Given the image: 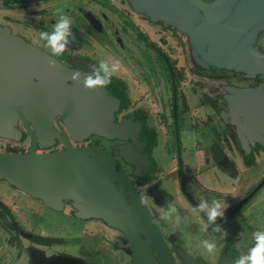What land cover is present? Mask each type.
Segmentation results:
<instances>
[{"label":"flooded vegetation","instance_id":"flooded-vegetation-1","mask_svg":"<svg viewBox=\"0 0 264 264\" xmlns=\"http://www.w3.org/2000/svg\"><path fill=\"white\" fill-rule=\"evenodd\" d=\"M93 1H95V3H93ZM108 1L109 0H107V2L104 0H75L74 3L67 4V2L59 0H0V5H5L0 7V11H3V15H5L1 17L5 18V20L0 19V29L7 27L10 31L11 38L13 37L23 40L27 44L37 47L45 56L54 60L56 66L55 69L50 71L36 70L37 72L60 78L68 86H72L74 85V81L70 80L67 76L62 75L63 71L70 72L71 75L74 72H79L83 77L92 70L93 65H97L101 60H106L109 63L119 62V70L112 76L111 83L108 87L104 88L106 92L119 103L118 110L113 113L112 122L116 125H119L123 120L134 123V125L131 126L132 129L126 130L127 135L118 138L104 137L91 131L87 133L86 136L81 137V139L73 140L65 131L64 121L61 120L62 113H56L49 117V128L51 129V132L43 134L42 138L39 137L37 129L27 120L29 128L35 133V152L38 154H44L63 151L64 141L60 138L62 135H65L68 138L69 143H71L73 147L101 149L104 153L113 157L114 161L121 167L132 182L135 192L141 197L149 213L153 216L154 221L173 256L175 264H187L188 259L193 262H202L204 264H235V261L239 257L249 254L251 249L254 248L256 245L255 238L252 237L247 243V246L242 248L243 253L228 251L226 252V256H221L216 252L210 261H206L200 256L195 257L185 251L182 239H186L188 235L184 236L182 234L183 232H180V234L175 233L173 229L174 227L168 225L167 221L162 220L161 216L163 215L162 211L165 210L169 203L168 197L171 200L173 198L176 200L178 199L186 204L183 201L185 200L194 209L193 215L191 214L192 217H194L195 213L199 217V219L196 220L194 217L193 220V222H195L193 225L195 230L196 225H199L201 222L200 219L207 223V225H205L206 227H209L212 230L214 229L215 225H210L208 223V219L205 218L207 216L204 213L202 215L201 212L196 210V205L203 201H207L208 204L211 205L213 200L219 202L222 200L223 196L217 194L218 192H222L218 191V188L216 187L219 186L218 183L220 177H218L219 175H217L216 172L212 171V166H218L220 171H217V173L220 172L225 175L226 178H224L222 182H224L228 188L230 183L232 184V179L230 176L227 177L225 173H227V170L232 167L230 164L233 163V156L237 157L235 161L241 163L243 167L245 164L247 168H250L251 166L256 165H249L253 162V159L256 158V156L259 159H262L261 152L264 150V136H262V134L253 135L246 133V135H243V131L239 132L237 125L232 122L231 115L228 113L229 108L226 97L230 94L232 95V90L237 89L264 90V77L262 75H256L254 78H248L241 72L217 69L214 67L205 68L197 62L196 57L193 55L188 44L189 55L188 53L187 55L195 68H192L193 70L190 69L192 72L197 71L199 74L227 71L235 75V78L230 80L228 78V80H226L228 82L225 81V84L220 87L222 93L220 92L219 94H216V98L209 105L201 103L200 98L196 95V91L194 88H190L189 85L185 88V94L181 96L180 81L182 72H179V68H177L174 63V58L164 49V46L158 48V43H152V40L154 41L155 38H153V36H151L152 39L149 37V30L147 29L152 30L153 33L155 28H161L164 31L176 30L172 26H166L159 21H152L144 14L135 12L140 18L137 19L136 16H134V19L126 23L128 24L129 31H134L136 33V38H138L135 45L133 44V50L130 48L131 51H129L125 46V39L117 30V23H119L122 17L121 9H125L124 3L128 2L127 0H117V5L120 7V11L117 13L110 9ZM204 1L209 2L210 0ZM14 5H17L15 10H10ZM30 9H38L40 18L34 20L25 19L24 15ZM131 11L134 13L132 8ZM10 12H14L12 16L16 15V18L13 20L8 17L11 15L9 14ZM18 12H22L21 18L24 17L23 19L18 17ZM50 13L52 15L47 16V14ZM61 14L69 16L72 20V32L75 36V41L69 44L67 50L62 55L53 57L51 56V49L46 46V42L39 40V33L41 31L51 33L53 31V26L59 18L58 16ZM141 15L145 18L142 19ZM139 19H141L142 22H139ZM33 21L37 22V24L33 23ZM140 27L145 28V34ZM178 33L184 36L180 32ZM263 34L264 31L258 32L257 42L254 45L259 46V40ZM184 37L187 41V37ZM42 43H45V46H43ZM137 44H143L142 47L148 51L137 49ZM81 46H84L87 49L83 50ZM148 47L152 48L153 51ZM259 51H261V49H259ZM136 52L139 54V61H142L141 58L145 60L150 58V53L154 54L158 59V61H155L154 65L151 64V66H156V68H152L150 71L151 73H154L153 84L142 82L141 74L144 72L138 65V61L134 62L133 68L130 69L133 75H130L129 71H121L130 68L128 58H133L132 54ZM110 56L113 60H110ZM157 77L162 80V90L160 85L155 86ZM200 78L202 77L195 79L199 85L204 83ZM219 80L220 78H215L212 80V83H216V81L218 82ZM129 81L133 84L132 86L129 84ZM205 84L211 86L209 82H205ZM215 88L216 90L218 89L217 87ZM154 89H156L154 97H151L150 94H146L147 91L152 92ZM163 90L164 92H162ZM157 94L161 95L160 98L157 97ZM7 100L17 101L18 106L20 105L19 98H8ZM183 106H194V111H196V113L198 112L195 117H200V121H197L199 124L198 126L194 125L191 128L193 122L190 124L189 120L188 122L186 121L185 113L183 114ZM153 108L158 109L156 110L157 113L162 111L161 118L164 120V123H161L162 125H159L158 120L151 116ZM205 111H209L208 113H210L208 116L210 117L211 122L207 123V125H205V117L202 115ZM216 123L226 127L225 132L222 135L220 134L221 131H218ZM184 125L185 129L183 128ZM15 126L18 130L17 139L2 138L0 136V140H6L7 144L10 146L4 151H0V155L29 153L31 146L29 132L21 126L18 120H16ZM169 127L172 129H169ZM180 131L182 133L185 132L188 136L189 134L193 136L194 143L190 148L183 149V137ZM171 133L174 134L173 138L175 146L173 143L171 144ZM194 135H197V137ZM222 138L223 140L217 142L216 139ZM223 142H225L227 146L226 144H223ZM221 144L225 146L224 150ZM12 145H16L17 147L12 148L14 147ZM172 147H174V149H172ZM185 155L188 157V162L193 169H196L199 165L202 166L203 175L201 177L197 174V171L195 173L188 171L186 161L183 158ZM230 156L232 158H229ZM184 171L186 172V175ZM208 174H212L209 179H207ZM263 179L264 176H262L258 184L254 181L250 186L251 189L249 188L241 193L239 192V189H235L233 194L238 197V200H236L235 204L231 202L228 203L227 206L224 205V207H227L224 218H226L233 210H236L238 205L244 199L249 197L254 189L261 184ZM164 184L170 186L169 192H164L162 190L165 188L163 186ZM237 184H239V181ZM207 187H213V189L218 192H211ZM236 187L237 185L235 188ZM263 188L264 183L231 218L225 221H223L224 218L218 219L216 224L221 226L224 224H232L234 219H238L240 216L242 217L246 212V208ZM30 197L39 202L42 207L51 209L53 212L68 214L82 222L95 221L98 228L102 227V230H105L102 232L104 236L101 237V243L107 238L111 239H108L105 245L102 243L103 248L112 249L119 253L122 261L117 259L118 264H131V256L130 251L127 249V243L130 240L129 238H131V234L139 237L142 229L135 225L130 229L115 226L102 219L100 216L101 214L88 218L80 217L78 215L80 212L74 207L73 202L68 199H62L54 205L55 207H48L44 205L40 199L32 196ZM190 199L194 204L190 202ZM226 200H230V198ZM93 207H96L98 212H105L101 206L93 205ZM126 209L135 221V216L131 212L130 207L127 206ZM226 226L223 229H227L226 232H228ZM21 231L23 234L20 233L19 235L24 236V234H27L24 230ZM105 232L108 234H105ZM209 232L212 231L209 230ZM196 233L197 230L194 234ZM97 241L98 238L96 243ZM54 243L49 240H43L39 243L40 247H25L18 244V249L21 253L25 254L24 256L27 258V262L31 264V258L27 249H38L47 257L59 253L66 254L63 251H52L54 249ZM56 244L59 245L58 243ZM176 246L179 248L180 253L174 252V247ZM99 249L96 248L97 253H99ZM226 250H229V248H226ZM103 253L104 251H102V255ZM75 259L82 264H87L82 258L76 257Z\"/></svg>","mask_w":264,"mask_h":264},{"label":"water","instance_id":"water-1","mask_svg":"<svg viewBox=\"0 0 264 264\" xmlns=\"http://www.w3.org/2000/svg\"><path fill=\"white\" fill-rule=\"evenodd\" d=\"M127 2L134 12L172 26L186 36L201 66L241 72L248 78L264 77V34L259 46L254 45L258 32L264 31V0ZM50 61L54 62L37 47L11 38L7 27L0 29V136L17 139L18 120L29 132L31 145L27 154L0 155V177L48 207L68 199L80 217L101 214L102 219L115 226L130 229L135 225L142 229L139 237L131 234L127 243L131 264H175L153 216L111 155L101 149L73 147L65 135L60 137L64 141L63 151L35 152L36 137L27 120L42 138L51 132L49 117L62 113L65 131L73 140L91 131L118 138L127 135L126 130L134 125L125 120L119 125L112 122L119 103L105 89L87 90L82 84L83 77L78 82L67 71L62 75L74 81L72 86L60 78L37 72L55 69L56 66H49ZM231 93L226 97L228 113L239 132L264 136V90L237 89ZM8 98H19L20 105ZM263 183L264 179L223 221L242 208ZM190 202L194 204L191 199ZM93 205L101 206L105 212H98ZM13 226L17 234L22 233L15 223ZM27 252L31 264H82L64 253L47 257L38 249H27ZM174 252L180 253L177 246ZM187 264L204 263L188 259Z\"/></svg>","mask_w":264,"mask_h":264},{"label":"rangeland","instance_id":"rangeland-1","mask_svg":"<svg viewBox=\"0 0 264 264\" xmlns=\"http://www.w3.org/2000/svg\"><path fill=\"white\" fill-rule=\"evenodd\" d=\"M67 2V4L74 3L75 0H59ZM107 2V0H104ZM109 7L111 10L119 13V5L117 0H109ZM95 3V1H93ZM5 5H0V7ZM70 6V5H69ZM125 9H121L122 17L119 21L117 30L118 33L125 39L127 50L131 51L130 48L133 50V44L135 45L136 40V33L133 31H129L127 22L131 21L136 18H140L138 14L132 13L131 8L128 3H124ZM15 7L17 5H14L12 9L15 10ZM69 8V7H65ZM64 8V9H65ZM1 10V9H0ZM3 11H0V19L5 20V18H1L3 15ZM14 12H10L8 17L13 20L16 18L15 16H12ZM22 12H18V17L21 18ZM39 10L38 9H30L28 10L24 17L28 20H34L38 19L39 17ZM52 14H47V16H51ZM142 16V15H141ZM23 17V18H24ZM59 17V16H58ZM21 18V19H23ZM142 19L145 18L144 16L141 17ZM22 21V20H21ZM20 21V22H21ZM139 22H142L141 19H139ZM14 23V22H13ZM36 23L37 22H34ZM19 25V24H18ZM142 32H145L144 27H140ZM131 30V29H130ZM149 30L148 34L149 37L153 36L154 41L152 40V43H158V48H161L160 46H164V49L171 54V56L175 60V64L177 68H179V72H182V77L180 81L181 91L180 95L183 96L185 94L186 90L185 88L187 85H189L190 88H194L196 91V95L200 98L201 103H204L205 105H209L212 103V101L216 98V94L222 93V90L220 87L225 84V81L235 78V75H233L230 72L227 71H217L216 73H197V71H191L190 69L194 68L192 62L189 60V50H188V42L186 41L185 37L180 35L178 32L174 30H168L164 31L161 28H155L154 33L152 30ZM145 34V33H144ZM152 39V37H151ZM150 39V40H151ZM116 41V40H115ZM43 46H45V43H42ZM143 44H137V49H144ZM81 48L83 50H86L84 46ZM120 48V47H119ZM149 48V47H148ZM152 50V48H149ZM163 49V50H164ZM148 51V50H147ZM153 51V50H152ZM120 52V51H119ZM188 53V55H187ZM142 54V53H141ZM151 57L148 59H142V61H139V54L133 53V58H128L130 68H126L124 72L129 71L130 75H133L131 70L133 68L134 62L138 61V65L142 68L143 74H141V80L142 82H146L148 84L154 83V73H151L152 68H156V66H151L155 64V61H158V59L155 57L154 54L150 53ZM147 55V54H145ZM110 60H113V58L110 56ZM149 60V61H148ZM195 69V68H194ZM181 70V71H180ZM193 70V69H192ZM139 71V69H138ZM155 71V70H154ZM156 72V71H155ZM200 78L202 82L200 85L195 81L196 78ZM215 78H220V80L216 83H212V80ZM218 80V79H217ZM223 80V81H222ZM205 82H209L211 86H207L209 84H205ZM220 82V83H219ZM228 82V81H226ZM156 85H160L162 90V80L157 77V82L155 81ZM166 83V82H165ZM129 84L131 86L133 85L130 81ZM217 87L218 89L216 90ZM164 92V90L162 91ZM216 92V93H215ZM156 93V89H154L152 92H146V94H150L151 97H154ZM192 93V92H191ZM145 94V97H146ZM162 95V93H161ZM160 94H157V97L160 98ZM194 97V96H193ZM219 101V100H218ZM157 108H153V111L151 112V116L153 118H156L159 122V125L161 123H164V120L161 118L162 111L158 112ZM209 111H205L204 114H202L205 117V122L207 123L211 122L210 117L208 116L210 113ZM185 113V119L191 124L193 122V125H191V128L195 125L198 126V122L200 121V117H195L197 115L196 111H194L193 107H186L183 106V114ZM197 118V119H196ZM218 120V119H217ZM162 125V124H161ZM218 131H221V135L225 132L226 127L221 126L219 123H216ZM188 127V126H187ZM171 127H169L170 129ZM185 129V125L183 126ZM172 129V128H171ZM224 130V131H223ZM181 132V131H180ZM210 133V131H209ZM181 135L183 137L182 144L183 149L184 148H190L192 144L194 143L193 136L189 134V136L184 132H181ZM169 136V135H168ZM174 134L171 133V144H174ZM197 137V135H194ZM3 140V139H2ZM0 140V151H4L5 149L9 148L10 146L7 144V141ZM217 142L222 139H216ZM21 143V142H20ZM223 144H226L223 142ZM14 146V147H12ZM12 148H16V145H12ZM223 147V150L225 149V146L221 144ZM227 146V144H226ZM174 149V147H172ZM262 150V149H261ZM260 150V151H261ZM264 150L261 152V158L259 159L257 156L253 159V162L249 164L250 166L253 164H256L254 166H249L250 168H247L244 164V167L241 163L236 162L235 159H237L236 156H233V163L229 170H227L226 176H230L232 179V184L230 183L229 188L224 191H218L222 192L219 193L217 190L213 189V187H207L208 190L211 192L216 191L218 192V195H222V200H220V203L222 206H227L228 203H236V200H238V197H236L233 192H235V189L239 192H243L250 188L251 184L256 181L257 184L261 180L262 176H264ZM183 153V151H182ZM184 160L186 161V166L188 167V171L195 173L197 171V174L201 177L202 174V166H197L196 169H193L191 164L188 162V157L185 155L183 156ZM229 158H232L231 156ZM186 169V168H185ZM184 169V170H185ZM246 169V170H245ZM185 175L186 172L184 171ZM212 176V174L207 175V179H209ZM213 180V179H212ZM239 181V184H237ZM237 187L235 188V186ZM165 188L162 190L164 192L170 191V186L163 185ZM162 186V187H163ZM188 187V186H187ZM251 189V188H250ZM231 190V191H230ZM231 193H229V192ZM172 192V191H171ZM250 192V191H249ZM232 195V196H231ZM230 198V200H226ZM183 199V198H182ZM169 203L173 204L175 208L177 209V212L173 214L172 218L167 221L168 225L173 226L175 233L180 232L185 236L188 235L186 239H182L183 248L185 251L190 253L191 255L195 257H202L206 261H210L213 255H215L216 252L220 254L221 256H226V252L233 251L235 253L242 252V248L247 246V243L249 242L252 237L254 238V233L256 232H264V188L259 191L255 199L249 204V206L246 208V212L243 214V216L238 219H234L232 224H224L222 225V229L226 226L228 228L227 236H224L223 230L220 232H216L212 230L209 227H206L207 223L203 221L202 219L199 225H196V232L195 228L193 227L194 223V217L195 220L199 219L198 215L195 213L194 217H192L194 213V209L183 200L186 204L179 201L178 199H170L168 197ZM0 203L1 205H7V207L10 209V211H4L3 207L0 206V217L1 220L5 223H8L9 221V234H3L0 232V264H29L27 262V258L24 256L25 254L21 253L19 249L14 248L11 246L12 239L16 241V244L23 245L25 247H35L39 246V243L41 241L49 240L50 242L54 243V249L52 251H63L66 254L82 258L84 261H86L87 264H118V260H121V256L117 251H114L112 249L103 248V245L106 244V241L109 239H105L102 245L101 241L104 236L102 234L103 228H98L96 226V222H82L79 221V219L71 217L68 214H60L57 212H53L51 209H47L42 207L39 202H35L32 199L26 198L24 195L20 194V192L14 191L10 189L8 185L0 181ZM225 203V204H224ZM3 205V206H4ZM4 211V212H3ZM165 211V210H164ZM164 211L163 214H164ZM7 214L6 216H2L3 213ZM192 214V215H191ZM13 223L16 224L17 228L19 230H24L27 234L24 236H21L15 232ZM99 229V230H95ZM95 230V231H94ZM212 231V232H209ZM225 229L224 231H226ZM94 231V232H93ZM107 232H105L106 234ZM108 234V233H107ZM19 237V239H18ZM27 237V238H26ZM98 238V241L96 243V240ZM8 239V242L6 240ZM208 239V240H214L216 243V250L214 253H208L203 245L202 241ZM111 240V239H109ZM10 243V244H9ZM37 243V245H36ZM58 243L59 245H57ZM93 245V246H92ZM57 246V247H55ZM106 247V246H105ZM96 248L99 249V253L96 252ZM226 248H229V250H226ZM102 251H104L102 255ZM91 254V256H90ZM101 254V255H100ZM106 254V255H105ZM207 254V255H206ZM93 257V258H90ZM229 259V258H228ZM29 261V258H28ZM122 261V260H121Z\"/></svg>","mask_w":264,"mask_h":264},{"label":"clouds","instance_id":"clouds-1","mask_svg":"<svg viewBox=\"0 0 264 264\" xmlns=\"http://www.w3.org/2000/svg\"><path fill=\"white\" fill-rule=\"evenodd\" d=\"M39 40L45 41L46 46L51 49V56L56 57L62 55L68 48L69 44L75 41V36L72 32V20L65 14L59 15L53 31L51 33L47 31H41L39 33ZM50 67H55L54 62L50 61ZM119 62L109 63L106 60H101L97 65L92 66V70L83 76L82 84L87 90H96L97 88H107L111 83L112 76L119 70ZM72 78L78 82H81V74L74 72ZM227 207L213 200L211 205L207 201H203L196 205L198 212L204 213L207 216L208 223L215 225L214 231H222V226L216 224L218 219H223ZM177 212L175 206L168 203L164 214L161 216L162 220L168 221L172 218L173 214ZM224 236H227V232L223 230ZM256 240V246L251 249L247 255L239 257L235 264H264V232L254 233ZM204 249L208 253H214L216 250V243L214 240L205 239L202 241Z\"/></svg>","mask_w":264,"mask_h":264},{"label":"crops","instance_id":"crops-1","mask_svg":"<svg viewBox=\"0 0 264 264\" xmlns=\"http://www.w3.org/2000/svg\"><path fill=\"white\" fill-rule=\"evenodd\" d=\"M213 168H212V171H214V172H216V174L217 175H219L218 177H220V181H219V183H218V185L219 186H216L220 191H224V190H227L228 188H229V186H228V188H227V186L225 185V183L224 182H222L223 181V179L224 178H226L225 177V175H223V173H220V172H218L217 173V171H220V169H219V167L218 166H212ZM206 178V177H205ZM0 181L1 182H3V183H5L6 185H8L9 187H10V189H12V190H14V191H17L18 190V192H20V194H22V195H24L26 198H28V199H32V200H34L33 198H31L30 197V195H28V194H26V193H24L23 191H21L20 189H18L17 187H15V186H13V185H11L7 180H5L4 178H1L0 177ZM228 184H229V181H228ZM231 191V190H230ZM35 202H37L36 200H34ZM4 205V204H3ZM1 211V210H0ZM4 211H10V209L7 207V205H4ZM3 211V212H4ZM3 212H1V213H3ZM4 215V213L2 214V216ZM7 214L5 213V215L4 216H6ZM9 221H8V223H5V222H3L2 220H1V217H0V232H2L3 234H9V232H10V227H9ZM6 240V239H5ZM7 242H8V239L6 240ZM12 243H11V246H13L14 248H17L18 249V244H16V241H14L13 239H12V241H11ZM10 244V243H9Z\"/></svg>","mask_w":264,"mask_h":264},{"label":"trees","instance_id":"trees-1","mask_svg":"<svg viewBox=\"0 0 264 264\" xmlns=\"http://www.w3.org/2000/svg\"><path fill=\"white\" fill-rule=\"evenodd\" d=\"M0 206H1V207H3V209H4V206H3V205H1V203H0Z\"/></svg>","mask_w":264,"mask_h":264}]
</instances>
